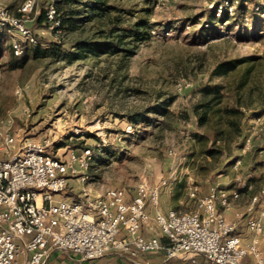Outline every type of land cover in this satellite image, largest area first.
Masks as SVG:
<instances>
[{
  "label": "rangeland",
  "instance_id": "obj_1",
  "mask_svg": "<svg viewBox=\"0 0 264 264\" xmlns=\"http://www.w3.org/2000/svg\"><path fill=\"white\" fill-rule=\"evenodd\" d=\"M28 1L0 5L18 15ZM56 1L34 0L28 17L44 47L72 50L103 40L112 27L126 35L118 52L72 63L62 52H31L18 62L11 37L0 32V130L11 125L61 156L92 149L63 199L78 202L85 191L103 195L146 180L163 184L166 204L189 212L192 193L237 187L241 176L253 191L264 188V0H105L102 10L84 11L76 31L60 34L38 23ZM140 19L147 27L128 37L123 29ZM225 62L235 69L216 73ZM216 85L220 101L204 92ZM205 102L212 110L201 123Z\"/></svg>",
  "mask_w": 264,
  "mask_h": 264
},
{
  "label": "built area",
  "instance_id": "obj_2",
  "mask_svg": "<svg viewBox=\"0 0 264 264\" xmlns=\"http://www.w3.org/2000/svg\"><path fill=\"white\" fill-rule=\"evenodd\" d=\"M33 9L34 0L20 8L19 15L0 5V32L11 37L16 57L38 42L27 25ZM46 16L48 29L60 34L54 6ZM258 131H264V123ZM0 139V264H17L20 258L23 264H48L54 251L73 254L77 264H99L114 252L130 259L162 255L191 264H200L199 256L207 264H249L246 259L251 257L255 264H264V188L252 198V205L261 207L248 220L249 243L238 233L237 221L225 215L244 191L252 189L242 176L235 188L216 186L200 197L192 193L196 207L189 212L164 211L163 184L146 180L103 195L85 191L82 200L68 201L60 195L72 177L88 168L90 147L61 156L50 151L48 142H32L11 125L0 130Z\"/></svg>",
  "mask_w": 264,
  "mask_h": 264
},
{
  "label": "trees",
  "instance_id": "obj_3",
  "mask_svg": "<svg viewBox=\"0 0 264 264\" xmlns=\"http://www.w3.org/2000/svg\"><path fill=\"white\" fill-rule=\"evenodd\" d=\"M105 0H57L55 2V9L57 13V19L60 21V29L61 31H76L78 29V22L82 19L84 11L86 14L93 13L97 10H102V7L105 6ZM19 15V14H18ZM89 17V16H86ZM38 23H46L47 16L46 12L43 11L42 14L39 16ZM114 24V22L112 21ZM147 23L144 19H140L135 24L131 26H127L123 29L124 32L128 33V37H138L140 35V30L145 29L147 27ZM114 27L110 29V32L104 37L103 40L100 41H84L76 43L72 50L64 51L62 46L58 43H51L44 47V44L38 39L36 45L31 46L24 52L22 56L16 57L18 62L23 61L26 56L31 53L35 52L36 54H41L43 56H47L51 53L55 54L58 52H62V58L70 63L83 59L86 57L87 53H107L109 51L118 52L121 50V45L123 43V39L126 37L125 34L118 35ZM235 62H225L220 64L215 72L223 75L233 69H235ZM221 89L222 86H209L207 87L204 92L205 93H214L215 99L219 100L222 98L221 96ZM208 108L205 113L200 116V122L206 123L209 121V113L212 110L209 102H205L201 104L200 107ZM220 134V133H219Z\"/></svg>",
  "mask_w": 264,
  "mask_h": 264
},
{
  "label": "crops",
  "instance_id": "obj_4",
  "mask_svg": "<svg viewBox=\"0 0 264 264\" xmlns=\"http://www.w3.org/2000/svg\"><path fill=\"white\" fill-rule=\"evenodd\" d=\"M235 187L225 188V189H232ZM253 189V186H252ZM244 191L242 193L241 198L238 201H235L231 208L225 211V215L228 220L230 221H237V231L243 239V242L249 243L251 240V233L248 229V220L250 217L257 215L259 209L261 207L260 204L252 205V198L259 191L253 190ZM166 193L162 192L161 195V206L164 211L169 209H176L175 203L169 202L166 204ZM240 214L241 218L236 219V216ZM260 249L264 255V234L263 239L260 244ZM200 264H207L205 259L201 256L198 257ZM246 262L249 264H255L253 258H247ZM191 264V262L187 259H172V260H165L162 255L157 256H141L138 259H130L124 255H121L117 252L108 254L104 258L99 261V264ZM17 264H23V258H20ZM48 264H77V257L73 254L61 252V251H54L49 259Z\"/></svg>",
  "mask_w": 264,
  "mask_h": 264
}]
</instances>
